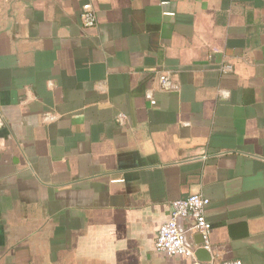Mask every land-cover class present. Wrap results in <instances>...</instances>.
<instances>
[{
	"label": "crops",
	"instance_id": "1",
	"mask_svg": "<svg viewBox=\"0 0 264 264\" xmlns=\"http://www.w3.org/2000/svg\"><path fill=\"white\" fill-rule=\"evenodd\" d=\"M191 193L200 264H264V0H0V264H192L154 249Z\"/></svg>",
	"mask_w": 264,
	"mask_h": 264
},
{
	"label": "built area",
	"instance_id": "2",
	"mask_svg": "<svg viewBox=\"0 0 264 264\" xmlns=\"http://www.w3.org/2000/svg\"><path fill=\"white\" fill-rule=\"evenodd\" d=\"M80 19L84 26L91 27L96 24L97 16L89 2L83 3L80 9ZM154 88L146 90L145 95L150 104H154L152 97L154 90L175 92L179 84L170 71H161L154 77ZM208 198L199 193H191L186 197L171 202L167 219L157 229L154 239V249L168 257H185L192 260V264H200L195 258L196 250L200 247L210 248L211 225L205 216ZM184 219L185 226L180 227L178 220ZM196 233L201 236V243L190 247L185 240L186 234ZM203 264H243L240 259L213 260Z\"/></svg>",
	"mask_w": 264,
	"mask_h": 264
},
{
	"label": "water",
	"instance_id": "3",
	"mask_svg": "<svg viewBox=\"0 0 264 264\" xmlns=\"http://www.w3.org/2000/svg\"><path fill=\"white\" fill-rule=\"evenodd\" d=\"M188 237H189V234H186V236H185V240L186 239H188ZM204 252H205V250L202 248V247H200L197 251H196V256L198 255V254H204ZM206 261H209L210 260V256H209V254L207 253L206 254V256H205V258H204Z\"/></svg>",
	"mask_w": 264,
	"mask_h": 264
}]
</instances>
